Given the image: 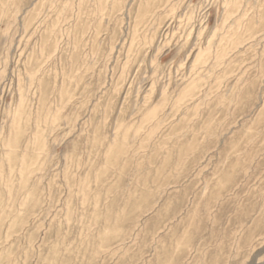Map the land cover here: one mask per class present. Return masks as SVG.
<instances>
[{"label": "rangeland", "instance_id": "rangeland-1", "mask_svg": "<svg viewBox=\"0 0 264 264\" xmlns=\"http://www.w3.org/2000/svg\"><path fill=\"white\" fill-rule=\"evenodd\" d=\"M0 264H264V0H0Z\"/></svg>", "mask_w": 264, "mask_h": 264}, {"label": "bare ground", "instance_id": "bare-ground-1", "mask_svg": "<svg viewBox=\"0 0 264 264\" xmlns=\"http://www.w3.org/2000/svg\"><path fill=\"white\" fill-rule=\"evenodd\" d=\"M187 9V8H186ZM183 11V10H182ZM137 14V13H136ZM178 15V14H177ZM178 17V16H177ZM134 20V19H133ZM241 20V19H240ZM147 24V23H146ZM151 27V26H150ZM153 27V26H152ZM198 28V27H197ZM151 29V28H150ZM167 31V30H166ZM199 32V31H198ZM182 33V32H181ZM188 33V32H187ZM196 33V32H195ZM159 39V38H158ZM164 40V39H163ZM156 45V44H155ZM132 47V46H131ZM154 47V46H153ZM163 47V46H162ZM203 49V48H202ZM131 55V54H130ZM186 83V82H185ZM177 86H179L178 84H177ZM182 87V86H181ZM180 87V88H181ZM152 104V103H151ZM154 106H155V103L153 104ZM157 105V104H156ZM149 108V107H148ZM152 109V108H151ZM146 110V109H145ZM144 114V113H143ZM146 115V114H145ZM18 115H17V113H16V117H17ZM140 118V117H139ZM14 119V118H13ZM16 119V118H15ZM163 119V118H162ZM133 121H134V119H133ZM111 146V145H110Z\"/></svg>", "mask_w": 264, "mask_h": 264}]
</instances>
